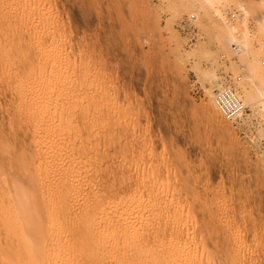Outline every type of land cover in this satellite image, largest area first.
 Here are the masks:
<instances>
[{
	"label": "rangeland",
	"instance_id": "obj_1",
	"mask_svg": "<svg viewBox=\"0 0 264 264\" xmlns=\"http://www.w3.org/2000/svg\"><path fill=\"white\" fill-rule=\"evenodd\" d=\"M42 2L57 21L64 52L77 63L83 59L80 68L99 71L103 80V176L114 172L103 185H126L136 169L132 150L145 146L143 156L150 153L148 162L159 165L158 201L182 192V203L188 200L181 215L198 222L202 215L193 201L201 199L215 213L204 214L216 217L230 238L240 236L264 264V77L236 120H225L212 102L222 84L235 87L242 99L238 82L248 86L256 70L264 76V0ZM191 13L196 39L188 42L176 23ZM12 24L0 25V43L19 26ZM238 42L235 57L232 45ZM239 64L244 73L236 81ZM5 74L0 72L1 79ZM221 237L218 244L224 243Z\"/></svg>",
	"mask_w": 264,
	"mask_h": 264
},
{
	"label": "bare ground",
	"instance_id": "obj_2",
	"mask_svg": "<svg viewBox=\"0 0 264 264\" xmlns=\"http://www.w3.org/2000/svg\"><path fill=\"white\" fill-rule=\"evenodd\" d=\"M42 1L0 0V25L19 22L0 43V264H260L201 199L198 222L181 215L182 192L162 208L145 146L133 147L126 185L110 183L114 172L103 185V80L64 52ZM263 77L238 82L244 102Z\"/></svg>",
	"mask_w": 264,
	"mask_h": 264
},
{
	"label": "built area",
	"instance_id": "obj_3",
	"mask_svg": "<svg viewBox=\"0 0 264 264\" xmlns=\"http://www.w3.org/2000/svg\"><path fill=\"white\" fill-rule=\"evenodd\" d=\"M235 17V13H228L226 15L227 20H231ZM195 20V14L184 15L179 18L176 23L178 30H180L188 42L196 39V32H194L193 21ZM232 50L236 55L240 52V47L236 44L232 45ZM264 64V61H262ZM238 74L236 75V81H239L243 77L244 66L238 65ZM212 102L220 115L225 120H236L242 116L246 106L243 103L238 91L235 87L228 83H224L221 86L215 88L212 92Z\"/></svg>",
	"mask_w": 264,
	"mask_h": 264
}]
</instances>
